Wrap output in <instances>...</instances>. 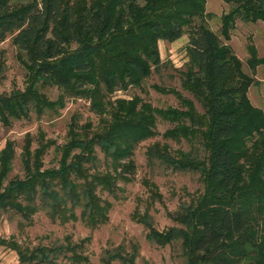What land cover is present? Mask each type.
Wrapping results in <instances>:
<instances>
[{"label":"trees","instance_id":"16d2710c","mask_svg":"<svg viewBox=\"0 0 264 264\" xmlns=\"http://www.w3.org/2000/svg\"><path fill=\"white\" fill-rule=\"evenodd\" d=\"M221 1L229 10L216 35L203 24V0H0V42L9 37L27 71L21 92L0 95V124L56 111L69 99L85 100L92 113L106 117L90 136L88 125L78 127L71 119L66 142L55 148V167L43 168L50 142L38 134L32 147L26 135L21 177L7 178L14 142L6 141L0 150V216H19L20 227L37 212L51 223L79 220L98 227L110 206L100 193L117 197L118 183L133 176V150L156 135L160 120L170 125L161 138L186 148L154 142L144 151L146 166L197 174L200 190L168 214L173 226L157 231L148 207L160 195L142 179L147 207L131 218L145 228V241L172 247L181 264H264V117L246 95L257 84L253 72L264 56L247 45L245 71L227 44L235 20L264 26V0ZM184 34L179 82L192 100L160 87L156 91L173 95L180 107L156 108L136 96L111 100L159 75L164 64L157 42ZM52 86L59 94L51 102L40 90ZM83 240L63 236L32 247L0 240V246L13 251L18 264H82ZM127 249L103 250L99 262L135 264L137 245Z\"/></svg>","mask_w":264,"mask_h":264},{"label":"rangeland","instance_id":"374dc122","mask_svg":"<svg viewBox=\"0 0 264 264\" xmlns=\"http://www.w3.org/2000/svg\"><path fill=\"white\" fill-rule=\"evenodd\" d=\"M24 0H13V3L21 4ZM229 10V5L221 0H203L204 19L203 24L213 33L218 35L219 19ZM227 44L231 47L234 55L242 62L246 71L245 61L248 57L247 45L255 48L256 56H264V26L260 22L242 23L234 21L232 30L229 31ZM187 35L171 42L158 41V53L164 67L159 75L150 74L138 88H129L125 92H116L115 98L130 99L134 96L149 103L152 107L164 108L180 107L178 100L171 94H162L155 87L174 89L182 97L192 100L191 96L180 88V71L186 62L184 46ZM253 78L257 81L255 86H250L246 93L250 104L261 110L264 117V65L258 66L253 72ZM27 83V71L23 65V57L16 52L9 37L0 42V95L10 92H21ZM49 101H54L59 94L52 86L40 90ZM196 109L198 105L195 103ZM43 109L40 114L31 112L27 119L10 120L9 126L0 124V150L6 141L14 142V158L7 178L21 177L22 169L19 163V152L22 140L26 135L33 138L32 147L36 144L38 134H41L43 142H50L49 147L42 158L43 168L56 166L57 155L55 148L66 142L67 125L71 119L77 126H86L85 133L89 136L105 116H98L89 110L88 102L82 99H69L64 101L63 107ZM170 128V125L157 120L155 123L156 135L146 139L135 147L132 152V160L135 170L130 181L118 183L121 189L117 197L112 198L106 193H100V197L109 203L106 213V221L94 229L82 225L79 220L67 223H51L42 212L35 213L28 225L19 226V216L11 213L0 216V240L5 243L13 241L18 246L32 247L37 244H48L54 239L69 236L71 241H82L81 257L82 264H101L99 256L103 250H109L118 245L125 249L129 244L137 245L135 264H181L172 247H157L145 241V228L131 218L134 210L139 213L147 207L145 198L147 193L142 185V179H147L157 187L160 195L159 201H154L148 207L150 224L153 229L161 231L174 223L168 214L174 212L181 202L189 199L200 190L197 174L190 172L172 173L154 167L150 171L146 166L144 151L147 146L154 142L166 143L170 149H185L186 146L161 138V133ZM96 157L102 167V156L96 150ZM77 214V212H75ZM128 250V249H127ZM0 264H18L13 251L0 246ZM68 264V263H67ZM113 264H117L114 262Z\"/></svg>","mask_w":264,"mask_h":264}]
</instances>
